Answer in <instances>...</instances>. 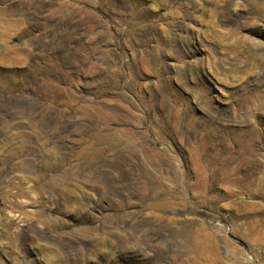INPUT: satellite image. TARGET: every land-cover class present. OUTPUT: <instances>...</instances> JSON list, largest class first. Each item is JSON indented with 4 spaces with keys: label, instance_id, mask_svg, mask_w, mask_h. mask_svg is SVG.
<instances>
[{
    "label": "rangeland",
    "instance_id": "374dc122",
    "mask_svg": "<svg viewBox=\"0 0 264 264\" xmlns=\"http://www.w3.org/2000/svg\"><path fill=\"white\" fill-rule=\"evenodd\" d=\"M0 264H264V0H0Z\"/></svg>",
    "mask_w": 264,
    "mask_h": 264
}]
</instances>
